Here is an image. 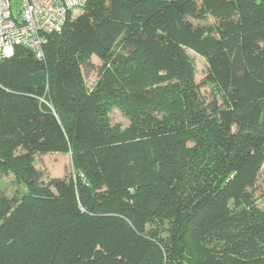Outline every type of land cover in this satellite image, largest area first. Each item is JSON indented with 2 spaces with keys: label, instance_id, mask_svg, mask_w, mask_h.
I'll return each instance as SVG.
<instances>
[{
  "label": "trees",
  "instance_id": "1",
  "mask_svg": "<svg viewBox=\"0 0 264 264\" xmlns=\"http://www.w3.org/2000/svg\"><path fill=\"white\" fill-rule=\"evenodd\" d=\"M53 153L73 172L44 183ZM263 164L264 0H86L0 61V264H264Z\"/></svg>",
  "mask_w": 264,
  "mask_h": 264
},
{
  "label": "built area",
  "instance_id": "2",
  "mask_svg": "<svg viewBox=\"0 0 264 264\" xmlns=\"http://www.w3.org/2000/svg\"><path fill=\"white\" fill-rule=\"evenodd\" d=\"M18 17L11 0H0V61L14 56L22 47L37 58L43 57L48 37L62 31L73 9H83L86 0H17Z\"/></svg>",
  "mask_w": 264,
  "mask_h": 264
},
{
  "label": "rangeland",
  "instance_id": "3",
  "mask_svg": "<svg viewBox=\"0 0 264 264\" xmlns=\"http://www.w3.org/2000/svg\"><path fill=\"white\" fill-rule=\"evenodd\" d=\"M17 0H11V11L14 17L19 15V7ZM83 12V9H73L72 18ZM71 18V19H72ZM187 55L193 62L194 66V80L196 83H202L206 77V63L205 60L191 52H187ZM100 61L92 56L89 61L81 65L80 75L83 79L84 85L87 90H91L95 87L97 82V71L100 66ZM200 95H202L203 100L210 99V90L208 87L201 85ZM110 119L111 125H120L121 129L128 126V121L122 116L120 110L117 107H113L106 114ZM264 166V164H263ZM34 167L40 174V179L47 183L51 179H63L67 178L70 173H72L71 161L69 154H43L36 155L34 161ZM16 190V185L13 182V175L10 173L8 175H1L0 173V199L1 198H11ZM258 207L264 211V194L256 198Z\"/></svg>",
  "mask_w": 264,
  "mask_h": 264
},
{
  "label": "crops",
  "instance_id": "4",
  "mask_svg": "<svg viewBox=\"0 0 264 264\" xmlns=\"http://www.w3.org/2000/svg\"><path fill=\"white\" fill-rule=\"evenodd\" d=\"M76 16H78V15H76Z\"/></svg>",
  "mask_w": 264,
  "mask_h": 264
}]
</instances>
